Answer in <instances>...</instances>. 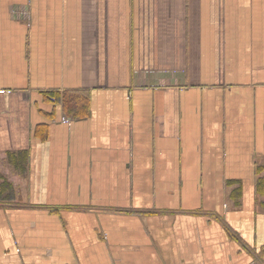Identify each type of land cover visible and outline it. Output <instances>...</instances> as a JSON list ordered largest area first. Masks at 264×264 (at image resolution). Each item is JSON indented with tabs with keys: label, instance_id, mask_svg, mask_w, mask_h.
Listing matches in <instances>:
<instances>
[{
	"label": "crops",
	"instance_id": "crops-1",
	"mask_svg": "<svg viewBox=\"0 0 264 264\" xmlns=\"http://www.w3.org/2000/svg\"><path fill=\"white\" fill-rule=\"evenodd\" d=\"M0 264H264V0H0Z\"/></svg>",
	"mask_w": 264,
	"mask_h": 264
},
{
	"label": "trees",
	"instance_id": "trees-1",
	"mask_svg": "<svg viewBox=\"0 0 264 264\" xmlns=\"http://www.w3.org/2000/svg\"><path fill=\"white\" fill-rule=\"evenodd\" d=\"M82 96L83 94H80L79 92H66L63 96L64 111L69 115H84V112L87 109V105L84 110H81L82 106L85 105V99Z\"/></svg>",
	"mask_w": 264,
	"mask_h": 264
},
{
	"label": "built area",
	"instance_id": "built-area-1",
	"mask_svg": "<svg viewBox=\"0 0 264 264\" xmlns=\"http://www.w3.org/2000/svg\"><path fill=\"white\" fill-rule=\"evenodd\" d=\"M69 121H70L69 118H64V119H63V122H66V123H68Z\"/></svg>",
	"mask_w": 264,
	"mask_h": 264
}]
</instances>
